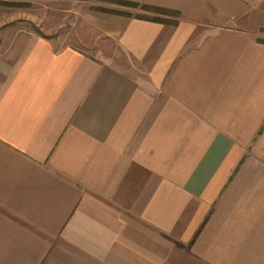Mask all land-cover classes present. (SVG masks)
<instances>
[{"label":"crops","instance_id":"0c3cea01","mask_svg":"<svg viewBox=\"0 0 264 264\" xmlns=\"http://www.w3.org/2000/svg\"><path fill=\"white\" fill-rule=\"evenodd\" d=\"M36 1L125 55L0 7V264H264V0Z\"/></svg>","mask_w":264,"mask_h":264},{"label":"rangeland","instance_id":"374dc122","mask_svg":"<svg viewBox=\"0 0 264 264\" xmlns=\"http://www.w3.org/2000/svg\"><path fill=\"white\" fill-rule=\"evenodd\" d=\"M98 2L110 6L108 0H97ZM47 6L52 7L50 4L42 3L36 0L29 2L26 0H0V7L12 9L9 18H14L18 30L32 29L41 35H47L55 39L58 43L77 42L84 44L83 49L92 51L93 54L107 53L114 55L120 63L123 62L122 58L124 53L117 46V44L104 37H98L95 32H91L89 26L80 15L82 8L76 4H70L72 10H66L69 6H65L62 10L48 9ZM77 9H73V7ZM145 4L125 6L122 10L132 12L139 16L155 17V16H171L173 14H166L162 11L151 10L144 7ZM99 8L107 10L109 8L102 6ZM45 11V12H44ZM44 12V13H42ZM163 18V17H161Z\"/></svg>","mask_w":264,"mask_h":264},{"label":"trees","instance_id":"16d2710c","mask_svg":"<svg viewBox=\"0 0 264 264\" xmlns=\"http://www.w3.org/2000/svg\"><path fill=\"white\" fill-rule=\"evenodd\" d=\"M108 1H117V2H119L118 0H108ZM122 3H126V4H128V5H138V4H133V3H128V2H122ZM145 8H149V9H151V10H156V11H162V12H164V13H170V14H175L174 12H172L171 10H167V9H163V8H158V7H153V6H149V5H145L144 6ZM139 17H141V18H146V19H153V20H155V21H159V22H162V21H167V20H165V19H162V18H158V17H146V16H139Z\"/></svg>","mask_w":264,"mask_h":264}]
</instances>
